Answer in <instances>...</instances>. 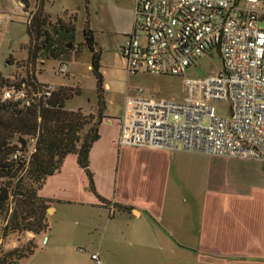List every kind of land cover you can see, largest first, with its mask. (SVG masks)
Returning a JSON list of instances; mask_svg holds the SVG:
<instances>
[{
  "label": "crops",
  "instance_id": "crops-1",
  "mask_svg": "<svg viewBox=\"0 0 264 264\" xmlns=\"http://www.w3.org/2000/svg\"><path fill=\"white\" fill-rule=\"evenodd\" d=\"M123 110L100 124L94 188L75 154L46 180L49 229L16 264H264V162L121 146Z\"/></svg>",
  "mask_w": 264,
  "mask_h": 264
},
{
  "label": "built area",
  "instance_id": "built-area-1",
  "mask_svg": "<svg viewBox=\"0 0 264 264\" xmlns=\"http://www.w3.org/2000/svg\"><path fill=\"white\" fill-rule=\"evenodd\" d=\"M136 3L134 27L121 49L129 73L179 77L183 95H129L119 144L264 162V0ZM214 54L222 61L219 71L187 76L202 57ZM57 73L67 75V65ZM56 89L23 82L4 90L1 99L32 106ZM217 103L229 105L228 116L218 113Z\"/></svg>",
  "mask_w": 264,
  "mask_h": 264
},
{
  "label": "rangeland",
  "instance_id": "rangeland-1",
  "mask_svg": "<svg viewBox=\"0 0 264 264\" xmlns=\"http://www.w3.org/2000/svg\"><path fill=\"white\" fill-rule=\"evenodd\" d=\"M136 1L27 0L26 4L25 0H0V98L10 85L23 82L32 73L38 81L51 83L57 90L79 89L80 93L68 100L66 107L72 111L81 109L86 115H92L94 121L100 118L101 109L104 117L108 115L116 120L124 109L127 97L140 90H144V94L150 97L181 99V78L156 76L144 71L133 75L127 69L121 49L132 29ZM36 18L44 20L49 28L59 21L74 26V39L69 42L70 46L61 58L43 60L31 56L33 42L28 27L33 26ZM85 29L93 31L95 50L101 56L100 72L104 84L101 94L92 70L94 52L86 45ZM33 35L36 36V33ZM63 63L68 67L67 75L57 73ZM221 68L222 61L218 54L205 56L198 61L197 66L188 70L187 76L204 78ZM156 86L159 87L158 91L155 90ZM215 106L220 115H229L227 103H217ZM11 206L9 212H0V260L9 252L30 254L38 246L34 233L6 232L15 204Z\"/></svg>",
  "mask_w": 264,
  "mask_h": 264
},
{
  "label": "trees",
  "instance_id": "trees-1",
  "mask_svg": "<svg viewBox=\"0 0 264 264\" xmlns=\"http://www.w3.org/2000/svg\"><path fill=\"white\" fill-rule=\"evenodd\" d=\"M74 29L60 21L49 28L44 20L36 18L33 26L28 27L33 42L31 56L43 60L61 58L74 39ZM84 35L86 45L94 52L92 70L101 94L104 90L101 56L95 50L93 31L85 29ZM23 82L33 87L43 85L32 73ZM23 82L9 87L20 86ZM79 93V89H56L53 96L37 100L32 106L3 102L0 98V212H9L15 204L6 232H31L36 236L47 232L50 205L40 197L39 191L49 177L61 171L69 155H77L78 163L88 173L93 187L90 153L100 138L99 127L104 113L101 109L100 118L94 121L92 115H86L81 109L69 110L67 101ZM15 255L17 251L6 253L0 264H16L29 254H18L14 260Z\"/></svg>",
  "mask_w": 264,
  "mask_h": 264
}]
</instances>
